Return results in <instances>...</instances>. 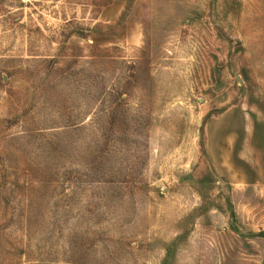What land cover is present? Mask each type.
I'll return each mask as SVG.
<instances>
[{
    "label": "rangeland",
    "instance_id": "obj_1",
    "mask_svg": "<svg viewBox=\"0 0 264 264\" xmlns=\"http://www.w3.org/2000/svg\"><path fill=\"white\" fill-rule=\"evenodd\" d=\"M261 97L264 0H0V264H264Z\"/></svg>",
    "mask_w": 264,
    "mask_h": 264
},
{
    "label": "crops",
    "instance_id": "obj_2",
    "mask_svg": "<svg viewBox=\"0 0 264 264\" xmlns=\"http://www.w3.org/2000/svg\"><path fill=\"white\" fill-rule=\"evenodd\" d=\"M257 113H256V116H255V126L256 124L258 125V123L261 124V121L259 119L260 117V113L264 111V97H261L258 101V104H257ZM254 126V127H255ZM263 154V153H262ZM262 154L260 156H256L255 157V162L258 164H260L261 166L264 167V157H262ZM264 155V154H263Z\"/></svg>",
    "mask_w": 264,
    "mask_h": 264
}]
</instances>
